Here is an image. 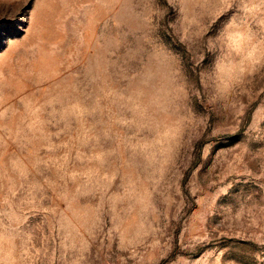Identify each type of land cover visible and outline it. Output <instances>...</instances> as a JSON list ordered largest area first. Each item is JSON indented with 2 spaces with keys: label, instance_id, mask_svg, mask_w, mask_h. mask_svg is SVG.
Returning a JSON list of instances; mask_svg holds the SVG:
<instances>
[{
  "label": "rangeland",
  "instance_id": "1",
  "mask_svg": "<svg viewBox=\"0 0 264 264\" xmlns=\"http://www.w3.org/2000/svg\"><path fill=\"white\" fill-rule=\"evenodd\" d=\"M0 264H264V0H0Z\"/></svg>",
  "mask_w": 264,
  "mask_h": 264
},
{
  "label": "clouds",
  "instance_id": "2",
  "mask_svg": "<svg viewBox=\"0 0 264 264\" xmlns=\"http://www.w3.org/2000/svg\"><path fill=\"white\" fill-rule=\"evenodd\" d=\"M225 39L229 47H232L238 51L240 50L244 37L240 34H229L225 37Z\"/></svg>",
  "mask_w": 264,
  "mask_h": 264
}]
</instances>
